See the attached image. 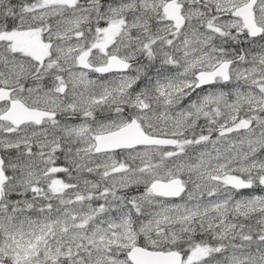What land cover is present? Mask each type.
Instances as JSON below:
<instances>
[{"label":"snow or ice","instance_id":"snow-or-ice-1","mask_svg":"<svg viewBox=\"0 0 264 264\" xmlns=\"http://www.w3.org/2000/svg\"><path fill=\"white\" fill-rule=\"evenodd\" d=\"M0 264H264V0H0Z\"/></svg>","mask_w":264,"mask_h":264}]
</instances>
